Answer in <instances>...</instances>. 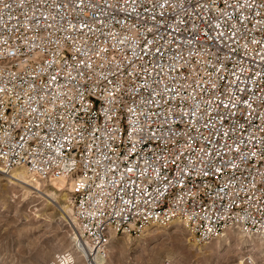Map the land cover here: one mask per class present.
Masks as SVG:
<instances>
[{"label": "built area", "instance_id": "2783aa9c", "mask_svg": "<svg viewBox=\"0 0 264 264\" xmlns=\"http://www.w3.org/2000/svg\"><path fill=\"white\" fill-rule=\"evenodd\" d=\"M3 2L9 7L0 4V165L4 173L24 169L33 183H67L79 237L76 247L86 262L104 254L118 236L136 238L149 228H165L173 222L183 224L200 242L237 232L264 246V172L241 164L239 170L225 167L220 179L211 172L208 177L193 175L191 180L181 175V170L196 173L234 162L235 154L226 145L247 150L248 133L261 136V121L255 116L245 121L239 113L227 122L216 117L211 142L194 141L189 150L180 136L186 125L179 115H168L170 109L178 114L181 106L191 109L196 102L191 93L205 113L197 127L207 137L209 129L203 125L208 111L214 114L223 108L217 107L211 90L201 93L196 81L222 75L216 81V97H226L229 87H252L238 69L241 82L230 85L234 78L230 73L241 64L249 72L257 69L258 57L252 52L245 55L235 44L231 47L237 50L230 52L219 39L203 38L205 31L216 35L212 27L216 20L211 19L219 14L216 8L197 7L205 0H169L183 8L165 5L163 10L157 5L164 0H136L135 5L132 0H82L79 8L76 4L81 0ZM63 4L69 7H59ZM219 7L223 8V0ZM244 14L251 19L245 21L241 34L251 31L259 39V28L253 25L260 18L253 10L245 9ZM179 20L184 21L180 31L165 27ZM204 21H209L207 29ZM81 22L88 27L81 30ZM69 24L75 26L71 33ZM193 24L200 30L197 35L192 33ZM148 27L158 33L146 32ZM153 39L161 44V52L153 48L151 54H144L145 41ZM80 60L91 68L81 72L76 67ZM129 61L150 73L147 87L143 72L139 80L127 76L125 69L132 71ZM115 84L121 89L111 96ZM165 85L181 91L183 99L158 105L160 97L155 93L163 94ZM238 95L247 98V93ZM32 108L37 111L26 115ZM233 120L247 129L243 143L239 128L231 131ZM225 130L230 133L227 137ZM152 133L156 136L149 139ZM201 147L212 155L203 156ZM181 150L182 158L173 163L171 153ZM178 180L185 181L183 187Z\"/></svg>", "mask_w": 264, "mask_h": 264}, {"label": "rangeland", "instance_id": "374dc122", "mask_svg": "<svg viewBox=\"0 0 264 264\" xmlns=\"http://www.w3.org/2000/svg\"><path fill=\"white\" fill-rule=\"evenodd\" d=\"M78 238L72 220L61 217L52 202L25 194L0 174V264H59L65 255H72L67 264H89L77 250ZM244 239L229 232L200 242L181 223L152 227L136 238H114L101 264H240L242 258L247 264L246 248H240ZM257 264H264L263 255Z\"/></svg>", "mask_w": 264, "mask_h": 264}, {"label": "snow or ice", "instance_id": "6c2138e0", "mask_svg": "<svg viewBox=\"0 0 264 264\" xmlns=\"http://www.w3.org/2000/svg\"><path fill=\"white\" fill-rule=\"evenodd\" d=\"M24 0H21V4H23ZM76 0H73V3H75ZM150 2H153V0H150ZM125 3H127V0H125ZM136 0H132V4L135 5ZM0 4L3 5L4 8H8L9 4L4 3L3 0H0ZM82 0L80 4H76V7H81ZM165 5H168L169 7H178L183 8L182 3H177L175 5H170L169 0H164L163 3H159L157 6L163 10L165 8ZM214 7L218 10V16L212 17L211 19H215L216 23L212 26L213 30L216 32V35L213 36L210 32L205 31L203 33V38L205 40H216L219 39L220 41L224 42L225 47L229 48L230 52H235L237 49L232 48L231 45L235 44L238 48H243L244 54L248 55L249 52H252L256 57L259 59V65L257 69H253L251 72L247 68H245L242 64L237 65L233 71L230 73L232 77H234L230 81V85H237L240 83V76L237 75V69L240 74H244L248 77V79L252 83V87H236L228 89V94L226 97H216L215 96V90L217 89V80H221L224 77L222 75H218L216 77V80H212L211 78L207 80H197L196 81V87L200 89V92L203 93L205 91H212L213 92V99L217 103V107L223 108V111H216L214 114L211 110L208 111V120L205 121L203 127L205 129H209V135L207 137H204L201 135L200 128L197 127V122L202 118L203 115H205L204 111L202 110V105L199 101L196 100L195 96H192L191 93H189V96L196 101L194 105L191 107V109H185L181 106V111L177 114L171 111V109L168 112V115H179V118L181 122H183L186 126L183 129V131L180 133V136L183 139V147L191 150L193 142H199L202 145L206 143H210L212 139V130L217 129V123H216V117H219L221 121L227 122L228 117H237V114H240V117L243 118L245 121L251 119L253 116H255L257 119L261 121V126L258 127V131L261 133V136L257 138L255 134L248 133V140H247V150H242L240 146L238 145L236 148H233L231 145H226L229 151H232L235 154L234 162L227 163L224 167H215L213 169H208L207 167L204 169H197L196 173H192L189 170H181V175L186 178V180H191L193 175H202L204 177H208L210 172L212 175L216 176L217 179H220L224 174V169L230 168L233 170H239V167L241 164H245L249 167L255 166L262 172H264V27H260L261 24H264V0H223V8L219 7V0H205L203 4L198 3L197 7H199L201 10L204 9L205 6ZM59 7L67 8L69 7L68 4L59 5ZM108 7H116L114 4H109ZM229 9L232 10V13H236V15H232L229 12ZM249 9L255 11L256 17H259L260 19L257 21V24L253 25V29L259 28V31L261 33L260 38L258 39L256 35H252L251 31H245L243 34H241V27L246 28L245 21H250L251 17L246 16L244 14V10ZM259 9V10H257ZM135 11V8L132 9ZM147 11V9H145ZM45 21H47V17H43ZM55 18L53 17V20ZM152 19L155 21L157 18L154 16ZM233 21H236L235 23ZM184 23L183 20H179L176 24L172 25H165V27H171L174 31H180L179 24ZM209 26V21H204L203 27L207 29ZM27 27V25H25ZM49 28L53 27V25L49 24ZM74 25L69 24V33L74 29ZM88 25L84 22H81V30L84 28H87ZM222 27L227 28L228 31H220ZM91 30V29H90ZM148 33H158V29H154V27H148L145 29ZM199 28L196 27L195 24L192 26V33L193 35H197L199 33ZM70 35L65 38L70 39ZM163 39V38H162ZM243 40L244 43L241 44L240 41ZM174 42L173 41H170ZM187 43L191 44L192 40H188ZM161 44L159 41L153 39V40H147L144 43V47L142 48V52L144 54H151V51L153 48L160 53L161 52ZM78 52L79 49H76ZM100 53H97L99 55ZM227 59V57L225 58ZM136 61H129V68H132V71H125L127 72V76L130 78H134L135 80H139L140 73H144V79L145 83L143 87H147V78L150 75V73L143 67V65H140L139 68L132 67L133 63ZM220 63H223V61H219ZM80 65H83V68H80ZM76 67L80 69L82 72L84 69H90L91 64L87 63L84 60H80L77 62ZM119 71V68L117 69ZM213 71L217 73H222L223 68H214ZM69 79H71V73H68ZM211 74H209V77ZM52 80H55L56 77H51ZM131 82V81H130ZM138 87H140L138 85ZM191 87V85H189ZM121 89L120 84H115L113 88L110 90L109 95L115 96L116 93H118ZM0 91H3V89H0ZM195 91V89H193ZM238 93H247V98L244 96L238 95ZM156 96L160 97V100L156 101V103L159 105L160 102H165L171 104L172 100H175L177 98L183 99L181 96V91L177 90L174 87H171L169 85H165L164 93H155ZM257 99L259 100V103H256ZM151 102V101H150ZM254 104L256 106L254 107ZM37 109L32 108L30 111H26V115H31L32 113L36 112ZM130 112L135 111L134 109H130ZM227 113V115L225 114ZM150 119V117H149ZM39 125H37L38 127ZM220 127H223V123L220 124ZM239 128L240 132L242 133L239 137L240 141L244 142V135L247 131L243 127V125L238 124L236 120H233V126L231 128L232 132H236V130ZM195 133V135H193ZM175 133L172 134L173 137H175ZM224 136H229L230 133L228 130H225L223 133ZM156 136L155 133H152V135L149 137V139H154ZM219 141H217L218 143ZM131 148L135 149V143H132ZM215 151V150H214ZM200 152L203 156H211L212 153H209L205 150L204 147L200 148ZM172 159L173 163L176 162L177 159L182 158V150L181 152H172ZM216 157H220L221 153L216 151L215 152ZM167 161H165V164ZM128 172H133L134 169L128 168ZM157 176H159V173H157ZM233 179H235V176H233ZM177 183H180L181 186H184L185 181L178 180ZM261 183L264 184V175L261 176ZM252 188H255L256 185L253 183L251 185ZM251 199V197H249ZM243 264V262H241Z\"/></svg>", "mask_w": 264, "mask_h": 264}, {"label": "bare ground", "instance_id": "6f19581e", "mask_svg": "<svg viewBox=\"0 0 264 264\" xmlns=\"http://www.w3.org/2000/svg\"><path fill=\"white\" fill-rule=\"evenodd\" d=\"M0 174L6 175L7 180L11 181L15 185H19L22 190L25 191V194L30 193H36L41 198L48 200L52 202L56 208L57 212H59L61 217H66L71 219L74 225L76 224L75 218L73 216L72 208L69 204V198H68V191H67V183L62 181L53 182L51 184H44L41 182L33 183L30 180V177L28 176L27 172L24 169H15L11 171L10 173H4L3 168L0 165ZM5 177V176H4ZM57 194H60L61 200H55ZM55 200V201H54ZM178 222H173L172 224H175ZM228 235V234H227ZM245 239L241 242L240 248L244 249L246 248L247 253V264H257V260L264 256V246L262 242L256 239H248L244 237ZM64 258L59 262V264H67L69 261H72V255L63 256ZM74 258V257H73ZM244 258H242L241 262H243ZM102 255H100L94 262H90L89 264H101L102 263ZM240 262V264H241Z\"/></svg>", "mask_w": 264, "mask_h": 264}]
</instances>
